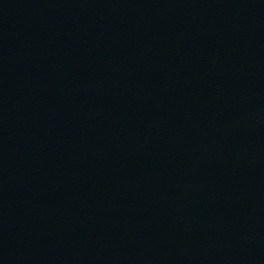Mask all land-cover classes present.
Wrapping results in <instances>:
<instances>
[{
  "label": "water",
  "instance_id": "1",
  "mask_svg": "<svg viewBox=\"0 0 264 264\" xmlns=\"http://www.w3.org/2000/svg\"><path fill=\"white\" fill-rule=\"evenodd\" d=\"M0 264H264V0H0Z\"/></svg>",
  "mask_w": 264,
  "mask_h": 264
}]
</instances>
